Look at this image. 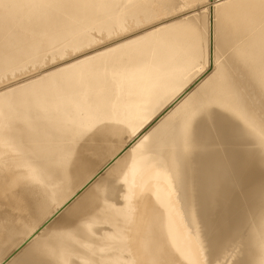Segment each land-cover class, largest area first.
Masks as SVG:
<instances>
[{
	"label": "bare ground",
	"instance_id": "bare-ground-1",
	"mask_svg": "<svg viewBox=\"0 0 264 264\" xmlns=\"http://www.w3.org/2000/svg\"><path fill=\"white\" fill-rule=\"evenodd\" d=\"M198 1L0 0V264H264V0L122 41Z\"/></svg>",
	"mask_w": 264,
	"mask_h": 264
},
{
	"label": "rangeland",
	"instance_id": "rangeland-1",
	"mask_svg": "<svg viewBox=\"0 0 264 264\" xmlns=\"http://www.w3.org/2000/svg\"><path fill=\"white\" fill-rule=\"evenodd\" d=\"M222 1L223 0H202V1L194 2L191 5H187L186 6L187 8L185 10H181L183 8H178V9H176L174 11H168V10H166L162 14V16L157 21H155L154 23L149 24L148 26H143V27H141L139 29H137V27H135L128 34H126L128 36H125L122 41L127 40V39H130V38H135L136 36H139V35L143 34V32H147V31L153 30V29H155L157 27H160L162 25H166V24H168L170 22L179 20V19L184 18L185 16H187L189 14H192V13H195V12H198V11H208V8L210 6L216 5V4H218V3L222 2ZM197 6H199V9L198 10H195L197 8ZM207 16H208V14H207ZM208 17L210 19V16H208ZM95 36H100V35H95ZM114 40H115V38H111V36L110 37L97 38L94 41V43H92L90 46H88L89 48L86 47L88 49H86V50H83L85 48L81 49L80 51H82V52H79V54H74V55L67 56L66 58L60 60L59 62H56V61H58L60 58L59 59H53L52 62H51L53 64H51L50 67H52L54 69V68H58V67H61V66H65L67 64H70L71 62L80 60L82 58H85V57L90 56L92 54H95L97 52L106 50V49H108V48L111 47L110 45L113 44L112 42ZM81 53H85V54L84 55H81ZM66 55H68V54H66ZM57 56H59V55H56L54 57H57ZM64 56H65V54H64ZM73 57H75V58H73ZM50 60L51 59H49L47 57L45 59V63L41 66L40 70L43 69V68L44 69H47L48 67H46L45 65ZM37 66L38 65H36V64L30 66L29 69H28V71L30 70V72L26 73L25 76L22 75V74H20V73H18L20 75H16V76H18L17 78H15L16 77L15 76L11 80H5L4 79L3 81H6V82H4L5 83L4 85H6L7 83L12 82V81H14V82L17 81L16 83H18L20 81H24L29 76L32 77V74L33 73H35V75H37L38 74V71L35 70ZM33 71H35V72H33ZM7 87H9V86L6 85V86H4L1 89L7 88Z\"/></svg>",
	"mask_w": 264,
	"mask_h": 264
},
{
	"label": "snow or ice",
	"instance_id": "snow-or-ice-1",
	"mask_svg": "<svg viewBox=\"0 0 264 264\" xmlns=\"http://www.w3.org/2000/svg\"><path fill=\"white\" fill-rule=\"evenodd\" d=\"M199 9V6H197V8L195 10H198ZM154 26V25H153ZM85 53H81V55H84ZM75 58V57H73ZM20 264H22V262H20Z\"/></svg>",
	"mask_w": 264,
	"mask_h": 264
}]
</instances>
